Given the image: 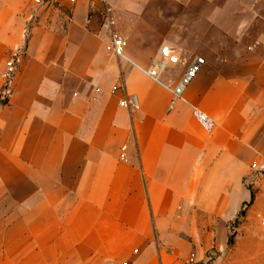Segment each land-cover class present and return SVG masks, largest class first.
Listing matches in <instances>:
<instances>
[{"label":"crops","instance_id":"0c3cea01","mask_svg":"<svg viewBox=\"0 0 264 264\" xmlns=\"http://www.w3.org/2000/svg\"><path fill=\"white\" fill-rule=\"evenodd\" d=\"M106 1L111 27L101 0L40 16L0 0V93L20 52L0 101V264H264L240 213L264 173V0ZM112 32L143 68L174 49L166 85L202 58L185 101L107 52Z\"/></svg>","mask_w":264,"mask_h":264},{"label":"built area","instance_id":"2783aa9c","mask_svg":"<svg viewBox=\"0 0 264 264\" xmlns=\"http://www.w3.org/2000/svg\"><path fill=\"white\" fill-rule=\"evenodd\" d=\"M31 4L34 7H47V6H53L55 4H60L62 0H30ZM77 0H67L68 7H72ZM102 2V17H103V26L105 27H111L114 23L113 17H112V8L108 4L106 0H101ZM32 18V17H31ZM28 27L25 28L24 34L27 35L28 33ZM125 47V40L121 35H118L117 33L112 32L110 34V41L105 45V49L107 52L112 54L115 57L121 58L124 61L135 65L132 61H130L129 58L126 57L124 52ZM159 55L161 58V61L159 65L150 66L148 68H143L140 66L135 65L142 73L147 75L151 80H153L156 83H159L163 85L170 93H171V100L169 103V107L171 108L173 104L178 101H185L184 99V91L187 85L191 83V81L196 76V73L199 71L200 67L203 64V59L200 57H196L192 59L186 69L183 71L177 82L173 85H166L164 84L160 79V72L164 68L165 64L168 65H176L180 62V59L178 55L176 54L175 50L167 45H162L159 49ZM19 56L20 52L16 51L13 52L11 57L5 62V69L2 73V80H3V89L0 93V101L6 100L7 96L10 93V86L13 82L15 72L17 70V64L19 62ZM121 106L127 105V102L125 100L120 101L119 103ZM130 105L133 108H137V102L134 96H131L130 98ZM192 113L196 120L199 122L201 127L205 131H210L214 125V122L212 119H210L204 112L199 110L196 107H193ZM123 149V148H122ZM120 157H124V154H120ZM262 223H264V220H262Z\"/></svg>","mask_w":264,"mask_h":264},{"label":"rangeland","instance_id":"374dc122","mask_svg":"<svg viewBox=\"0 0 264 264\" xmlns=\"http://www.w3.org/2000/svg\"><path fill=\"white\" fill-rule=\"evenodd\" d=\"M24 4L29 11L36 12L38 16L47 12V9L50 7H34L30 0H24ZM256 179L257 183L254 184L256 189L253 190L254 204L252 202V207V204H247L244 206V210H241L240 213L244 214V235L250 234L248 232L257 233L259 236L255 238L258 240L256 241V244L258 246H264V223H262V220H264V173L258 175ZM237 223L238 222H234V226H236ZM232 235H234V233L231 230L230 236ZM250 238L252 237L247 236L244 238V246L253 244L252 241H250Z\"/></svg>","mask_w":264,"mask_h":264},{"label":"trees","instance_id":"16d2710c","mask_svg":"<svg viewBox=\"0 0 264 264\" xmlns=\"http://www.w3.org/2000/svg\"><path fill=\"white\" fill-rule=\"evenodd\" d=\"M252 199H253V194L251 195V200H250V202L252 201ZM228 242H229V243L232 242L231 238H229Z\"/></svg>","mask_w":264,"mask_h":264}]
</instances>
